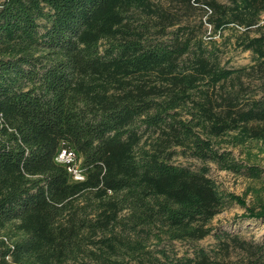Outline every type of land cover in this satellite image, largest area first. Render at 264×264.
I'll return each mask as SVG.
<instances>
[{"label": "trees", "instance_id": "1", "mask_svg": "<svg viewBox=\"0 0 264 264\" xmlns=\"http://www.w3.org/2000/svg\"><path fill=\"white\" fill-rule=\"evenodd\" d=\"M154 1L0 2V264H227L169 245L210 235L232 204L264 222V186L249 205L204 165L261 177L233 150L264 145V90L240 98L226 84L244 70ZM193 3L212 34L241 29L237 47L264 67V0ZM62 150L81 181L56 161ZM231 241L244 264H264L263 245Z\"/></svg>", "mask_w": 264, "mask_h": 264}, {"label": "rangeland", "instance_id": "2", "mask_svg": "<svg viewBox=\"0 0 264 264\" xmlns=\"http://www.w3.org/2000/svg\"><path fill=\"white\" fill-rule=\"evenodd\" d=\"M3 0H0L2 2ZM191 0H155L169 14L174 16L175 20L182 24L190 25L194 30L201 34L205 42H213L219 52L220 65L233 70L243 69L239 74V80L235 78L228 81L227 86H234L239 90L240 98H257L264 90V67H258L250 51H243L236 45V38L242 32L237 27H228L220 34H212L211 26L206 22L207 12L202 4L193 3ZM218 3L228 4L229 0H215ZM264 22V13L260 15L259 24ZM175 28V27H174ZM250 36H255V29L249 32ZM234 156L239 159L254 164L262 168L263 173L260 178H248L244 174H233L222 171L213 163H206L208 167V176L215 182L222 192L233 193L237 196L245 197L247 204L252 205L254 202V192L262 190L264 186V145L251 142L244 147L233 150ZM172 162L177 165L188 167L192 170L199 169L203 164L192 158L176 156ZM78 166V163H75ZM251 190V191H250ZM247 193L246 196L244 194ZM264 200V191L261 192ZM244 213V209L232 204L216 215L210 226L212 232L205 238L190 241H173L169 248L176 257H192L193 251L202 248L209 252L211 256L217 253V258L223 259L227 264H244L248 256L244 251L239 249L232 237H238L252 246H264V222L254 221L252 219L239 218ZM222 233L229 234L230 237L223 236ZM217 237L222 238L225 244H221Z\"/></svg>", "mask_w": 264, "mask_h": 264}, {"label": "built area", "instance_id": "3", "mask_svg": "<svg viewBox=\"0 0 264 264\" xmlns=\"http://www.w3.org/2000/svg\"><path fill=\"white\" fill-rule=\"evenodd\" d=\"M56 161L62 164H74V154L71 151L62 150L56 157ZM78 166L72 165L68 167V171L73 175L74 180L81 181L83 179Z\"/></svg>", "mask_w": 264, "mask_h": 264}]
</instances>
